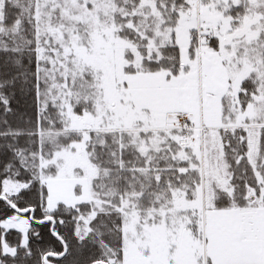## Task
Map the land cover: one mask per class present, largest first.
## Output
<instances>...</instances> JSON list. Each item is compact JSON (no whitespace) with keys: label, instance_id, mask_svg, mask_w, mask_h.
I'll use <instances>...</instances> for the list:
<instances>
[{"label":"snow or ice","instance_id":"obj_1","mask_svg":"<svg viewBox=\"0 0 264 264\" xmlns=\"http://www.w3.org/2000/svg\"><path fill=\"white\" fill-rule=\"evenodd\" d=\"M0 264H264V0H0Z\"/></svg>","mask_w":264,"mask_h":264}]
</instances>
